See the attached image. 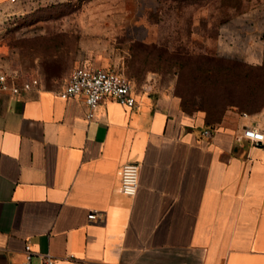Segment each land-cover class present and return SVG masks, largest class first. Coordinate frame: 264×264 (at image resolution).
I'll use <instances>...</instances> for the list:
<instances>
[{
	"label": "crops",
	"instance_id": "obj_1",
	"mask_svg": "<svg viewBox=\"0 0 264 264\" xmlns=\"http://www.w3.org/2000/svg\"><path fill=\"white\" fill-rule=\"evenodd\" d=\"M71 71L57 88L0 92V264H23L27 243L33 264H264V142L243 135L264 131V104L212 126L135 92V106L108 98L88 119L83 97L59 94ZM127 162L141 165L134 196Z\"/></svg>",
	"mask_w": 264,
	"mask_h": 264
},
{
	"label": "rangeland",
	"instance_id": "obj_2",
	"mask_svg": "<svg viewBox=\"0 0 264 264\" xmlns=\"http://www.w3.org/2000/svg\"><path fill=\"white\" fill-rule=\"evenodd\" d=\"M0 48L20 85L91 63L190 113L264 103V0H0Z\"/></svg>",
	"mask_w": 264,
	"mask_h": 264
},
{
	"label": "built area",
	"instance_id": "obj_3",
	"mask_svg": "<svg viewBox=\"0 0 264 264\" xmlns=\"http://www.w3.org/2000/svg\"><path fill=\"white\" fill-rule=\"evenodd\" d=\"M38 81H25L18 85L11 81V77L0 70V92L11 91L19 93L22 89H30L37 85ZM64 97H83L89 107L88 119L94 117L96 108L106 99L116 100L126 106L133 107L137 103L133 81L125 74L107 67L91 63H82L76 66L69 74L68 80L59 91ZM204 134L211 135L210 129H206ZM244 137L249 138L254 144L264 142V131L255 126L244 129ZM141 165L138 162H127L122 167L121 188L130 196L136 195L140 183ZM97 217L95 212L89 214V218ZM25 261L23 264H33L34 251L30 243L25 246ZM39 264H56V258L49 254H42Z\"/></svg>",
	"mask_w": 264,
	"mask_h": 264
},
{
	"label": "trees",
	"instance_id": "obj_4",
	"mask_svg": "<svg viewBox=\"0 0 264 264\" xmlns=\"http://www.w3.org/2000/svg\"><path fill=\"white\" fill-rule=\"evenodd\" d=\"M264 104V103H263ZM262 104V105H263ZM261 105V106H262ZM228 106H236L238 107L239 109H242L241 108V104L240 102H238L237 104H228ZM260 106V107H261ZM260 107L256 108V109H259ZM228 108L227 107H224L223 109H221V111L219 113H214V112H210V111H206V118H207V122L209 123V125H214L216 122H218L221 117L223 116L224 112L227 110ZM254 109V110H256ZM242 110H246V109H242ZM211 130V129H210Z\"/></svg>",
	"mask_w": 264,
	"mask_h": 264
}]
</instances>
